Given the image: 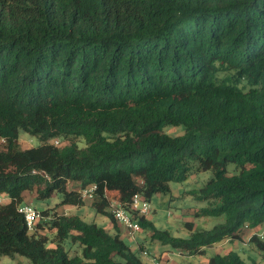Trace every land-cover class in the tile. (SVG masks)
Listing matches in <instances>:
<instances>
[{
	"label": "trees",
	"instance_id": "obj_1",
	"mask_svg": "<svg viewBox=\"0 0 264 264\" xmlns=\"http://www.w3.org/2000/svg\"><path fill=\"white\" fill-rule=\"evenodd\" d=\"M21 131L41 145L23 149ZM194 163L213 172L195 217L224 223L187 222L178 237L131 211ZM91 185L86 201L78 187ZM34 193L60 199L30 233L19 208ZM0 198V258L32 264H147L114 203L188 257L264 228V0H0ZM87 202L113 233L59 212ZM251 243L260 258L231 250L207 264H264V240Z\"/></svg>",
	"mask_w": 264,
	"mask_h": 264
},
{
	"label": "rangeland",
	"instance_id": "obj_2",
	"mask_svg": "<svg viewBox=\"0 0 264 264\" xmlns=\"http://www.w3.org/2000/svg\"><path fill=\"white\" fill-rule=\"evenodd\" d=\"M166 131L173 135H180L183 130L179 128H168ZM70 143V142H67ZM65 143V144H67ZM20 144L23 149H29L38 147L41 145V141L37 137H33L28 133L20 132ZM64 144V145H65ZM83 146V143L80 144ZM197 164L194 163V168L187 181L182 183L172 182L170 183L171 193L167 195H155L151 202V214L147 219L154 222V224L164 230H170L173 235L178 237H188L190 230L185 226L187 222H194L196 229L209 230L215 225L225 222V217H205L196 218L195 214L200 209L209 206L207 200H200L201 189L206 183L213 177L211 171H200L196 172ZM37 194H29L27 197L28 202H32L33 206L37 209L45 207H54L60 197H54L49 201L42 202L36 199ZM3 201V200H2ZM4 202V201H3ZM111 211V208L109 209ZM59 212L62 215L73 216L81 215L86 222L95 223L104 229H110L111 221L108 216L102 213H97L91 208L90 202H87L82 207H62L59 208ZM264 228L252 231L248 228H244L241 232V239L234 241H224L212 248L207 249L205 255H195L192 257L183 256L178 252L173 253L172 261L174 264H207L210 257L216 254H227L231 250L238 251L243 256H251L254 258H260V254L254 249V245L251 243V239L254 234L261 233ZM51 238L53 234L50 232ZM146 237L147 239H145ZM125 242L132 247V249L139 253L142 260L151 264L150 260L146 258L139 249L149 251L150 255L153 256V252L156 253V248L151 241V237L148 232L142 231L135 235V240L131 236L124 238ZM141 240V241H140ZM143 242L146 248H142L138 242ZM72 254L80 252V248L73 246ZM153 251V252H152ZM0 264H32L29 258L16 254L14 257L3 256L0 258Z\"/></svg>",
	"mask_w": 264,
	"mask_h": 264
},
{
	"label": "built area",
	"instance_id": "obj_3",
	"mask_svg": "<svg viewBox=\"0 0 264 264\" xmlns=\"http://www.w3.org/2000/svg\"><path fill=\"white\" fill-rule=\"evenodd\" d=\"M55 144L59 145L60 142L55 141ZM78 191H80L84 200L92 201L94 200V194L97 191V187L95 185H91L86 188L78 187ZM0 202H2L1 198ZM150 202L151 201L146 200L143 196L138 194L133 197L129 208L137 217L148 218L151 214ZM19 211L25 216L29 232L34 233L35 224L41 218L40 211L33 206L32 202L22 204ZM111 212L117 224L126 233V236H131L135 240V235L143 231L142 226L133 213L127 210L124 206L114 203L111 207ZM246 228L248 227L246 226ZM256 235L261 240H264V230ZM141 252L150 260L151 264H164L161 260H159V258L151 256L149 251L141 250Z\"/></svg>",
	"mask_w": 264,
	"mask_h": 264
},
{
	"label": "crops",
	"instance_id": "obj_4",
	"mask_svg": "<svg viewBox=\"0 0 264 264\" xmlns=\"http://www.w3.org/2000/svg\"><path fill=\"white\" fill-rule=\"evenodd\" d=\"M27 197H28V194L26 195V197H25V201H24V203H26V202H28V200H27ZM23 203V204H24ZM68 207V206H67ZM111 221V220H110ZM117 226H118V228H119V230H120V233H121V235H122V237H123V239L124 238H126V233L122 230V228L117 224ZM110 229L108 230V229H106V230H108L109 232H111V233H113V230H114V224L112 223V221H111V225H110V227H109ZM147 232V231H146ZM149 234V236H150V233H148ZM151 237V236H150ZM145 239H147L146 237H144ZM141 241V240H140ZM138 242L139 243V245L142 247V248H146L145 246H144V244H143V242ZM151 241L153 242V245L155 246V248H156V253H154L153 251V256L154 257H157V258H159V260H161L164 264H174V262L172 261V255H173V253H175V251L174 250H171L169 247H167V246H164V245H162V244H160L158 241H153L152 239H151Z\"/></svg>",
	"mask_w": 264,
	"mask_h": 264
}]
</instances>
